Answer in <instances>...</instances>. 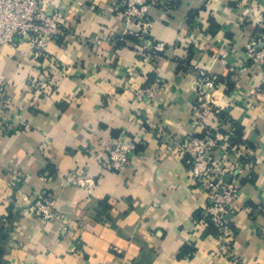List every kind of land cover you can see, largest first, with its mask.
Instances as JSON below:
<instances>
[{
    "label": "crops",
    "instance_id": "0c3cea01",
    "mask_svg": "<svg viewBox=\"0 0 264 264\" xmlns=\"http://www.w3.org/2000/svg\"><path fill=\"white\" fill-rule=\"evenodd\" d=\"M49 3L70 24L49 42V60H35L29 42L0 45V95L11 105L0 112L13 121L0 134V218L13 207L7 264H264V70L247 53L264 32V0H173L149 8L146 32L125 24L123 0ZM160 42L165 50L146 58ZM198 68L221 83L213 97L233 123L231 158L253 162L228 217L232 256L203 220L208 195L178 145L202 130ZM48 72L52 81H37ZM149 86L154 97L138 100ZM113 137L138 143L123 172L98 162ZM43 189L60 218L31 212Z\"/></svg>",
    "mask_w": 264,
    "mask_h": 264
},
{
    "label": "built area",
    "instance_id": "2783aa9c",
    "mask_svg": "<svg viewBox=\"0 0 264 264\" xmlns=\"http://www.w3.org/2000/svg\"><path fill=\"white\" fill-rule=\"evenodd\" d=\"M49 1L0 0V45L16 47L19 40H26L39 51L37 55L46 56L49 42L68 35L70 28L68 11L53 8ZM172 2L173 0H123V9L119 15L127 26L138 25L146 32L149 26V8L171 6ZM262 27L264 28V25ZM130 32L137 33L134 30ZM164 50V43H152L146 58L154 59ZM247 53L249 58L264 70V32L259 33L258 37L250 42ZM220 85L215 74L198 68V99L195 108L199 112L198 122L202 130L198 134L186 136L178 145L185 163L190 168L192 178L208 195L209 204L203 220L207 226L216 228L222 238L219 250L232 256L234 231L229 226L228 217L236 212L240 178L251 169L253 162L242 160L243 157L249 158L248 153L231 158V154L236 150V145L231 141L234 128L229 118L223 116L224 110L216 104L213 97V91ZM155 92L154 86L144 87L135 92V97L142 101L153 98ZM2 132L4 129H0V134ZM171 138L167 136L168 140ZM106 145V155L98 157V162L104 169L115 172H123L130 165L133 153L138 148L134 139L125 137H113ZM217 150L221 151L220 156L215 154ZM70 179L74 184L81 183L75 176ZM21 181L20 173L12 176V189H17ZM54 200L55 194L52 191L43 189L39 192L32 206L35 216L49 220L60 218L61 214Z\"/></svg>",
    "mask_w": 264,
    "mask_h": 264
},
{
    "label": "rangeland",
    "instance_id": "374dc122",
    "mask_svg": "<svg viewBox=\"0 0 264 264\" xmlns=\"http://www.w3.org/2000/svg\"><path fill=\"white\" fill-rule=\"evenodd\" d=\"M23 41L28 42V41H26V40H23ZM29 43H30V46H31V49H32V55H33V57H34L35 60H38V61L41 63V61L49 60V59H50V58H49V53H47L46 56H44V55H42V54L37 55L39 51L36 49L35 46L32 45L31 42H29ZM51 76H52L51 72L44 73L43 77H40L37 81L44 82V83L50 82V81H52ZM35 82H36V79H34V82H33V83H35ZM0 86H1V85H0ZM0 91H1V89H0ZM2 94H3V93H2ZM5 100H6V101H5ZM0 102H2V105H3V106H0L1 110L4 109V105H6V104L9 105V104H10V103H9V98H8V96H6L5 94H4V95H0ZM6 102H7V103H6ZM9 106H11V105H9ZM9 108H10V107H9ZM13 108H14V110H21V109H22V108H21V105L13 106ZM15 118H16V119H14V120H15V124H18L20 127H21L22 125H24V124H23L24 121H23V119H22V117H21V114H17V116H16ZM12 122H13V121L8 120V119H7L4 115H2V113L0 112V129H4V132H2L1 134H4L6 131H8L9 127L12 125ZM16 173H20V175L22 176V173L19 172V171L14 172V173H13V176H14ZM22 179H23V176H22ZM11 180H12V177H11ZM11 180H10V182H11ZM10 182H9V187L12 189V187H11V185H10ZM21 182H22V181H21ZM21 182H20V183H21ZM20 183H19V184H20ZM18 186H19V185H18ZM14 190H15V189H14ZM14 193H15V191L10 193V197H11V198L14 197V195H15ZM15 196H16V195H15ZM12 201H13V199H12ZM31 212L33 213V215H35L34 212H33V208H32V211H31ZM4 222L8 223L7 221H4L3 218H0V228L4 226ZM7 227H11V222L7 225ZM5 230H6V229H4V231H5ZM7 241H8V240H7ZM7 241H6V244H7Z\"/></svg>",
    "mask_w": 264,
    "mask_h": 264
},
{
    "label": "trees",
    "instance_id": "16d2710c",
    "mask_svg": "<svg viewBox=\"0 0 264 264\" xmlns=\"http://www.w3.org/2000/svg\"><path fill=\"white\" fill-rule=\"evenodd\" d=\"M223 116H226V111H223ZM233 124V123H232ZM235 126V134H239L238 133V127L236 125ZM236 139L237 137H235V135L231 138V141L232 143H236ZM12 208L13 207H10L9 210H10V213L8 216H3L1 218H3L4 221H7L8 223L4 222V226L0 228V264H7V261H6V254H7V248H6V241L8 240L9 236H10V227H7V225L11 222V220L13 219L12 217ZM4 229H6L4 231ZM211 231L215 232V233H218L216 228H214L213 226H210L209 228Z\"/></svg>",
    "mask_w": 264,
    "mask_h": 264
}]
</instances>
